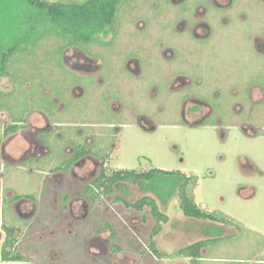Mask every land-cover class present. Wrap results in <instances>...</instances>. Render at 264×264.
I'll return each mask as SVG.
<instances>
[{
	"label": "rangeland",
	"instance_id": "obj_1",
	"mask_svg": "<svg viewBox=\"0 0 264 264\" xmlns=\"http://www.w3.org/2000/svg\"><path fill=\"white\" fill-rule=\"evenodd\" d=\"M145 2L149 4L151 0ZM146 6L144 4V7H140L144 9L143 11L133 12L125 7V11L122 12L123 28L121 29L123 42L133 44L131 43L133 38L131 36L134 34L132 19L134 16H145ZM159 22L157 19L151 21L155 32L162 28V25H158ZM17 26L24 28L23 23H12V28L5 29V39H9L14 34ZM52 37L46 35L42 40V45L48 47V50L58 46L57 44L60 45L58 39ZM122 50L121 41L113 50H107L109 58L105 60L103 71L96 74V77L85 78L91 81L97 80V88H88V94L79 103L74 102L73 97L67 100L64 96L62 99L65 86L62 79L59 88L49 83L53 80L59 82L57 68L56 71L53 70L56 66L54 55L44 54L39 59L32 56L31 60L34 63L30 68L32 72L27 71L26 75L33 72L32 75L39 74L40 85H45V89H53L52 98L62 101L59 107L66 102L72 106L71 111L66 114L60 115V111L56 112L54 116L57 121L66 118L79 124L81 121L89 120L90 122L108 121L114 117L122 124L117 130L110 128L103 130L109 135L103 140L108 148L105 153L110 161L109 172L115 170L147 172L151 169H159L182 172L197 178L194 190L196 203L206 211L215 212L217 215H228L230 220L234 221L235 228V234L219 239L216 237L217 228L210 231L214 237L209 240L210 253L209 250H204L202 254L204 259L200 264H264V133L260 132L258 136L251 137L246 136L241 130L245 124H251L258 129V132L264 131V116L261 118L258 115L260 110H264V101L254 104L242 100L245 91L242 83H245L244 79L248 77L245 70L247 51L236 52L234 49L232 54L228 51L229 54L222 53L218 61L226 67L222 69L218 67L220 69L218 71L204 70L207 82H194L181 92L172 93L169 89L172 86L170 81H174L171 74L175 76L181 72L189 76H192L193 72L198 74L201 71L196 70L205 67L206 60L209 63L208 67L216 68L212 65L215 60L210 50L206 52L204 62L199 58L192 60L194 56L188 57L183 51H174V57L165 61L158 56L156 50L152 56L140 61L138 69L134 67L138 74H133L127 69V64H124L119 55V51ZM250 53L249 51V57ZM26 54L21 57V66H24V69H27L28 63L31 62L30 59L25 58ZM51 71L56 72L53 73L52 78L48 74ZM227 75H230L231 79L223 81L218 79L226 78ZM107 76L113 77L112 84L105 82V86L101 85V78L111 80ZM233 78L242 79V82L236 84ZM85 82L87 80H82V85H86ZM0 89L12 94V91H17L18 88L11 79H1ZM201 90L209 93L207 102L213 107L214 115L206 119L203 126L190 127L185 124L184 116L180 111L186 101L184 98L187 95L199 96ZM100 91L110 95L112 100L117 99L124 111L120 113L112 111L107 107L110 101L105 105L102 102L98 103L96 96H99ZM15 97L21 102L19 93ZM44 99V104L31 103L26 104L25 107L21 106L24 111L29 112L25 114L23 129L14 137L11 134H4L0 148L9 142L8 153L14 157H24L27 154L29 156L27 159L31 157L30 149L41 140L39 128L43 127L44 123L41 117L30 111L39 107L47 114L53 115L52 110L56 108L53 106L55 103H50L49 97ZM94 101L97 103H92ZM79 106H82V109H79ZM90 106L100 107V114L96 116L87 115L88 113L79 114L80 110L91 111ZM144 114L149 115L155 130L146 131L140 124H136L139 122V116L147 117ZM2 121L8 122V125L13 123L5 114L1 117ZM3 123L0 126V135L5 125ZM9 139L10 141L7 142ZM2 163L3 161L0 160V188L5 199L0 218V255L8 238L6 229L13 228L15 244L13 243L8 249L13 255H19L23 259L20 263L12 264H192L190 259L178 256L177 253L196 240L207 237L204 233L207 223L184 218L179 210V202L175 198L162 206L171 221L156 237V247L160 256H153L147 250L150 233L156 225L150 209L144 210L141 215L148 219L146 225L135 217L140 215L139 212L128 207L124 208L123 205H120L123 208L119 210L113 208L108 211L111 215L116 211L119 214L115 216L119 217L118 230L123 236H120L124 244L122 251L117 254L112 253L110 232H104L91 239V243L87 246L85 241L90 234H93L92 229H98L93 219L102 216L99 211L93 212L91 223L85 224L86 230L83 232L80 228L69 227L71 217L67 212L60 222L54 220L52 215L55 213L52 208L56 209L58 204L56 193H48L44 196L40 189L41 181L38 173H28L19 169L16 164L4 167L1 175ZM48 165L52 167L50 163ZM72 184L71 181L64 185L69 188ZM148 191L147 185H123L122 190H117L116 195L128 203H133L147 193L152 194ZM18 194L32 195L33 201L22 197L20 202H9ZM111 198L106 197V201L112 200ZM35 207L38 214L40 212L39 215L36 213L28 218L21 216V212L33 214ZM137 222L140 226L133 229V225L135 226ZM202 235L203 237H200ZM140 251L143 253L140 254Z\"/></svg>",
	"mask_w": 264,
	"mask_h": 264
},
{
	"label": "flooded vegetation",
	"instance_id": "obj_2",
	"mask_svg": "<svg viewBox=\"0 0 264 264\" xmlns=\"http://www.w3.org/2000/svg\"><path fill=\"white\" fill-rule=\"evenodd\" d=\"M89 1L90 0L81 2L71 0H0V81L1 79H11L18 88L17 91L13 90L12 94L6 93L0 89V126H2L3 121L1 122V117L4 114L13 121V123L9 125L7 124L8 122L3 123L5 125H3L0 138L4 134H11V136L14 137L23 129L26 120L25 114L28 110L24 111L21 106L23 107L24 105L25 107L26 104L31 103L44 104V98L49 97L50 103H55L53 106L56 107L52 110L53 115L47 114L39 107L30 111L41 117L44 126L39 128L41 131H39L41 133V140L38 142L39 144L35 143V146L32 145V148L35 149H30L31 157L29 159H27L29 157L28 154L24 157H14L7 152L8 141H10V139L7 140V144L2 145L0 148V160L3 161L1 175L4 167L8 165L14 166L16 164H18L17 167L19 169L25 170L28 173H38L41 181L40 189L43 191L44 196L48 195V193L52 194L53 192L56 193L55 195L57 196L58 204L56 209L52 208L55 213V215H52V219L59 220L60 222L67 212L71 217L69 227L71 226L75 229L80 228L82 232L86 230L85 224L91 223L93 212L96 213V211H99L102 216L100 218L98 217V219L96 216L93 219L94 225H98V229H92L93 234L89 235L85 244L88 246L91 243L90 241H92L91 239L100 236L104 232H110V237L112 238V253L117 254L118 252L113 250L114 232L117 235V244L121 248L124 246L122 238H120V236H123L118 230L119 217L115 216L118 212L116 211L114 215H111L110 213L108 214V211L113 208L119 210L123 208L120 207V205H123L124 208L128 207L135 212H139L137 209L133 208V205L143 197L149 196L156 200L160 211L167 217V221L161 223L163 229L164 226L171 221L169 214L163 211V205H167L169 201L176 198L179 202V210L183 213L180 207L179 190L176 188L172 193L169 186H166L168 184L167 182L177 181L182 177L191 178L193 183L189 187L192 189L195 200L194 190L198 180L185 173L174 172L176 173L174 176L167 177V181L164 182L163 189H161L160 192L163 197L168 195L167 199H163L159 196L154 186L156 182L153 183V181L140 184H132L125 181L113 182L118 172L129 170H115L109 172L110 161H108L109 157H107L105 153L108 148L103 143V140L109 137V135L105 134L103 130L105 128L117 130L122 127V124L118 123L119 121L117 122V119L114 117L108 119V121L100 122L95 120L90 122L91 120H89L87 122L81 121L79 124H77L78 122L74 123L66 118H63L62 121H57L58 119L54 116L55 113H59L60 111V115L66 114L68 111H71L72 106L68 105L69 102H66L59 107L62 101L52 98L54 93L53 89H45V85H40L41 76H39V74L32 75L33 72L26 75L27 71L32 72L30 71V68L34 65L31 60L32 56H36L39 59L44 54L54 55L56 66L53 70L55 69L56 71L57 68L56 72L59 74V82L53 80L49 83L55 88H59L61 86V81L64 82L65 86L63 88L64 93L62 92L61 95L62 99H64V96L67 100L73 97V99L75 98L74 102L79 103L82 102V98L88 94V88H97V80L91 81V79L85 78L96 77V74L103 71L105 60L109 58L107 50H113L119 41H121L123 45L122 52L119 51L121 60L124 61V64H127V69L133 74H138V71L134 69V67L138 69L140 67V61L142 59H147V56H152L156 50L158 56L165 61L174 57V51H183L188 54V57L194 56L192 60L199 58V60L203 62L206 60V52L210 50L212 58L215 60L212 65L216 66V68L214 69L212 66L208 67L207 65L209 63L208 60H206L204 64L205 67H207L197 69L196 71H201L198 74L194 72L192 76H189L185 72H181L177 76L171 74L174 81H170L172 86H170L169 89L172 93L181 92L194 82H207V76L204 70L218 71L226 67L222 66L218 61L222 53L228 51L232 54L234 49L236 52L239 50H242V52L246 50L247 52H245V54H248V58L245 70L248 77L244 79L245 83H242V85L245 86L242 100L258 104L264 101V0H151L149 4L146 3L145 0H116L112 7L114 12L112 21L110 18L108 19L107 16H104L105 20H103V27H101L99 32L88 29V31L83 34V37H79V34V36H74L73 32L65 34L62 25L60 26L54 19L53 24L51 23L52 25H46L45 29L44 26L39 27L37 30L38 32H33L32 27L28 28V24L34 26L36 23L49 22L48 20H51L50 17L43 14L39 3L45 2L50 8H57L59 5L81 6ZM144 4L145 6L148 5L146 6L145 16H134L132 19L134 34L131 36L133 37L131 43L133 44L131 45L130 42H123L124 39H122L121 31L123 28L122 12L125 11V7L132 12L136 10L143 11L144 9H140V7H144ZM153 19L159 20L160 22L158 25H162V28H160L158 32H155L156 30L151 24ZM12 23H23L24 28H18L17 26L14 34L11 35L9 39H5V29L7 27L12 28ZM46 35H52L54 38H57L60 45L57 44L58 46H53L51 50H48V47L42 45V40ZM249 51L251 52L250 57ZM23 54H26V56L28 55L27 57L25 56V58L31 60V62L28 63L29 67L27 69L21 66V57ZM188 59L190 64V58ZM218 67L220 69H218ZM56 72L51 71L48 72V74L52 78L53 73L56 74ZM107 78L111 80L100 79L101 85L105 86V82L109 85L112 84L113 77L107 76ZM60 79L62 80L60 81ZM218 79L223 81L231 78L230 75H227L226 78ZM82 80H87V82H85L86 85H82ZM233 80L236 84L242 82V79L233 78ZM49 83H46V85ZM18 93L21 102H19V99H15V95H18ZM101 95H103V97ZM208 96L209 93L201 90L199 96L187 95L184 98L186 101L180 112L184 116L186 125L190 127L203 126L206 119L214 115L213 107L207 102ZM96 97H98V103L102 102L103 105L110 101L107 107H110L115 113L124 111V108L119 106L120 102L117 101V99L112 100L111 96L105 95L104 91H100L99 96ZM97 101L92 103H97ZM74 102L72 103L75 105ZM117 107H120V109ZM90 108L91 111L84 112L80 110L81 113L79 114L88 113L87 115L91 116L100 114V107L94 108L90 106ZM79 109H82V106H79ZM258 115L262 118L264 116V110H260ZM146 116L147 117L139 116V122L136 124H140L146 131L155 130V125L152 124L151 118L149 115ZM58 127H60V129H58ZM241 130L244 131L246 136L251 137L258 136L260 132L264 133V131L258 132V129L251 124H245ZM2 140L3 137L0 139V144ZM49 163L52 167L48 165ZM23 164L34 166H25ZM157 179V181L161 183V180L165 178L159 177ZM71 181L73 183L71 187L68 188L64 185L66 182L68 183ZM123 185H147L148 192L152 194L147 193L139 200L128 203L126 200L116 195L117 190H122ZM171 194H173L172 197ZM22 197L32 200V195L18 194L10 199L9 202H20ZM106 197H112L111 199L114 202L112 200L106 201ZM4 199L3 191L0 188V218L3 211ZM79 204L81 206H79ZM36 207L33 214L21 212V216L28 218L30 215L38 214ZM200 208L206 211L202 207ZM146 209H150L151 212V208L145 207L144 210ZM206 212L215 213L210 211ZM142 213L143 212L135 216L140 222H144V217L141 216ZM216 216L217 220H203L188 217L183 213V217L186 219L207 223V227L204 229V233L207 237L200 238L188 246L202 241L209 242V240L214 238L210 231L215 228H217L218 234L216 237L218 239L235 234V228L233 226L234 221H231L228 215L216 214ZM223 218L226 221H222ZM135 224V226L133 225V229L140 226L139 222ZM6 230L8 238L3 245L0 260L3 262L2 264L20 263L23 261L22 257L13 255L12 251L8 249L13 243L15 244L13 240L14 229L7 228ZM160 233L153 238L155 243L156 237H158ZM201 233H199V235H201ZM200 237H203V235ZM209 247L210 245L208 244L202 249L200 261L204 259L202 257L204 250H209L211 248ZM147 250L150 251H147L148 253L154 256L149 245H147ZM141 253H143V251H140V254ZM7 254L12 258H19L20 260L10 262L2 261L3 256Z\"/></svg>",
	"mask_w": 264,
	"mask_h": 264
},
{
	"label": "trees",
	"instance_id": "obj_3",
	"mask_svg": "<svg viewBox=\"0 0 264 264\" xmlns=\"http://www.w3.org/2000/svg\"><path fill=\"white\" fill-rule=\"evenodd\" d=\"M116 0H90L89 2L79 6V5H59L57 8H50L47 6V3H39V6L45 14L51 18L48 20L49 22H42L36 23L34 26L28 24V28L32 27V31L36 32L39 27H43L45 29L46 25H52L53 19L62 25V29L64 33L73 32L74 36L83 37V34L90 29L91 31L99 32L101 27H103V20L104 16H107L108 19L112 21L113 19V3ZM52 23V24H51ZM42 25V26H41ZM38 32V31H37ZM79 34V35H78ZM176 173L162 171L159 169H152L150 172L146 173H136L134 171H123L118 172L115 175V180L117 181H125L130 182L132 184H140V183H147V182H156L154 184L156 191L158 192L159 196L163 199H167L160 194L161 189H163L164 182H166L167 177L174 176ZM165 178L161 180L162 182L159 183L157 178ZM166 186H169L171 192L173 193L177 188L179 190L180 196V207L183 213L192 218L203 219V220H217V216L215 213H209L202 210L194 200L193 192L190 185H192L193 181L191 178L182 177L177 181L167 182ZM173 194H171L172 197ZM149 207L151 208V215L154 218V222H156L155 227H153L150 233V239L148 245L154 255L160 256L161 254L157 250L156 243L154 242L153 238L158 235L162 229L161 223L167 221V217L160 211L159 206L155 199L149 196L143 197L140 201L133 205V208L137 209L140 213L144 212V208ZM222 221H226L224 218ZM144 222L148 225V219L144 216ZM113 250L115 252L122 251V248L117 244V235L115 232L113 233ZM209 244L208 241H202L195 243L191 246L185 247L181 249L177 254L178 256L189 258L192 261V264H200V254L202 249H204ZM20 260L10 257L8 254L3 256V260L5 262ZM0 260V264H2Z\"/></svg>",
	"mask_w": 264,
	"mask_h": 264
}]
</instances>
